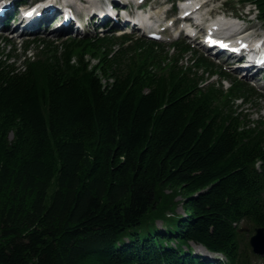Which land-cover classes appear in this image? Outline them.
Masks as SVG:
<instances>
[{
	"label": "trees",
	"instance_id": "trees-1",
	"mask_svg": "<svg viewBox=\"0 0 264 264\" xmlns=\"http://www.w3.org/2000/svg\"><path fill=\"white\" fill-rule=\"evenodd\" d=\"M176 46L0 50V264H250L240 227L264 226V121L236 99L258 93L208 81Z\"/></svg>",
	"mask_w": 264,
	"mask_h": 264
},
{
	"label": "rangeland",
	"instance_id": "rangeland-1",
	"mask_svg": "<svg viewBox=\"0 0 264 264\" xmlns=\"http://www.w3.org/2000/svg\"><path fill=\"white\" fill-rule=\"evenodd\" d=\"M163 0H154V1H150L151 5L154 4L155 6H157V8H159V4H162ZM225 10H228L230 13H236V14H240V15H246V12L248 11V7H246L244 4H242L241 2H235V0H228L227 1V5L224 6ZM217 11L221 12L220 7L216 8ZM252 17V16H251ZM263 26V22L260 20H254V21H250L248 24V27L251 28L252 32H258L260 31V27ZM14 27V26H13ZM92 31V30H91ZM9 34V33H8ZM50 35L47 34H41V38L45 39L46 41H53L56 44H61L63 43L64 39L67 37H63L60 34L57 33H51L49 32ZM8 36L7 33H5L4 31H0V37L2 36ZM133 35L136 36H140L141 34L134 32ZM69 36L72 37H78L79 35L75 34V33H71ZM42 45H44V42H41ZM8 44L2 39H0V50L4 51L5 53H13L14 55L17 56H22V60H24V50L23 47H21V45L19 43L17 44H10V46H8ZM39 52V44L37 42L31 43L30 45V50L28 51V54L30 55H35L36 53ZM191 53L188 55V57L184 58L183 62L187 63L190 61L189 58H191ZM235 75V74H233ZM236 76V75H235ZM216 79V77H215ZM232 83V80H226L225 81V86L228 87L230 86ZM241 101H239L238 103H240ZM242 109H244L245 113H249L251 116V118L253 120L258 121L260 118H264V97L259 98V100L253 102V103H247L245 105H243L241 107ZM13 137V133L10 134V138L12 139ZM179 198V197H178ZM184 209L182 208L181 205H179L177 207V213L178 214H184ZM170 214H172V212H170ZM157 225L158 227H165V223L163 222V220L159 219L157 220ZM243 225H247V224H243ZM193 248L195 253L202 255L203 258H207V259H216L218 257H222V255H219L217 253H213L210 251H207L206 248L204 246H202L201 244H196V243H192ZM260 260V264H264V259H259ZM258 260V261H259Z\"/></svg>",
	"mask_w": 264,
	"mask_h": 264
},
{
	"label": "water",
	"instance_id": "water-1",
	"mask_svg": "<svg viewBox=\"0 0 264 264\" xmlns=\"http://www.w3.org/2000/svg\"><path fill=\"white\" fill-rule=\"evenodd\" d=\"M251 245L255 252L264 253V227L257 228V233L251 237Z\"/></svg>",
	"mask_w": 264,
	"mask_h": 264
},
{
	"label": "bare ground",
	"instance_id": "bare-ground-1",
	"mask_svg": "<svg viewBox=\"0 0 264 264\" xmlns=\"http://www.w3.org/2000/svg\"><path fill=\"white\" fill-rule=\"evenodd\" d=\"M220 23H221L222 27H224V28H234V29L239 28V24H237V21L234 19L221 20Z\"/></svg>",
	"mask_w": 264,
	"mask_h": 264
},
{
	"label": "snow or ice",
	"instance_id": "snow-or-ice-1",
	"mask_svg": "<svg viewBox=\"0 0 264 264\" xmlns=\"http://www.w3.org/2000/svg\"><path fill=\"white\" fill-rule=\"evenodd\" d=\"M34 10H29V12L26 13V15H32Z\"/></svg>",
	"mask_w": 264,
	"mask_h": 264
}]
</instances>
